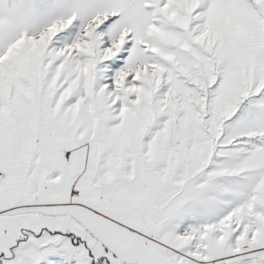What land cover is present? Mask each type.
<instances>
[{
    "label": "snow or ice",
    "instance_id": "obj_1",
    "mask_svg": "<svg viewBox=\"0 0 264 264\" xmlns=\"http://www.w3.org/2000/svg\"><path fill=\"white\" fill-rule=\"evenodd\" d=\"M0 264H264V0H0Z\"/></svg>",
    "mask_w": 264,
    "mask_h": 264
}]
</instances>
